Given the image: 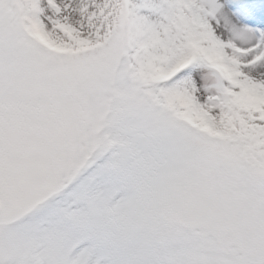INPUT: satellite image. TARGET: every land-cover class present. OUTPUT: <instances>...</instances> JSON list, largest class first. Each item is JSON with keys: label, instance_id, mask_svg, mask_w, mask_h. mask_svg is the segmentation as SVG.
<instances>
[{"label": "rangeland", "instance_id": "1", "mask_svg": "<svg viewBox=\"0 0 264 264\" xmlns=\"http://www.w3.org/2000/svg\"><path fill=\"white\" fill-rule=\"evenodd\" d=\"M249 1L0 0V264H264Z\"/></svg>", "mask_w": 264, "mask_h": 264}, {"label": "bare ground", "instance_id": "2", "mask_svg": "<svg viewBox=\"0 0 264 264\" xmlns=\"http://www.w3.org/2000/svg\"><path fill=\"white\" fill-rule=\"evenodd\" d=\"M255 1H258V2L255 3ZM247 5H248V2H247ZM249 5H250V8L253 6L255 8H257V10L259 12L263 11V15L262 14L260 15V20L262 22V32L264 35V0H250ZM225 16H226L225 18H228L227 14H225ZM247 23H249V22L247 21ZM243 24H246V23L243 22ZM135 26H136V28L133 27L134 31H132L134 40L139 41V42H144V43L147 42V39L149 37L146 35V22H145V20L139 19L135 23ZM244 27H246V26H244ZM250 49H252L251 51L253 52V50L255 51L256 46L253 45L250 47ZM244 60H245L244 57H238V56H235L231 52H229V53L226 52V58L223 60V63L226 66L230 67L232 70H236L238 73H240L241 70L244 69L242 65L246 64V63H244ZM177 65L178 64L172 66L171 68H168L166 71H164V74H168L171 71L173 72L174 68L175 67L177 68ZM261 72H262V70L260 71V73ZM238 73H236V72L234 73V74H236L235 78L237 77ZM261 74L264 75V71ZM261 81H262L261 83L253 82L252 84H250L251 85V92L249 95L250 96L249 101H250V103H253V104H250L252 109L257 107L260 110H264V80H261ZM191 116L197 120L202 119L200 114H196V115L191 114Z\"/></svg>", "mask_w": 264, "mask_h": 264}]
</instances>
